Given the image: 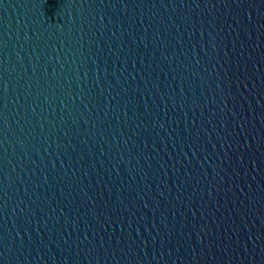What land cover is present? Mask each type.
Returning a JSON list of instances; mask_svg holds the SVG:
<instances>
[{"label": "water", "instance_id": "95a60500", "mask_svg": "<svg viewBox=\"0 0 264 264\" xmlns=\"http://www.w3.org/2000/svg\"><path fill=\"white\" fill-rule=\"evenodd\" d=\"M56 0H0V245L33 136Z\"/></svg>", "mask_w": 264, "mask_h": 264}]
</instances>
